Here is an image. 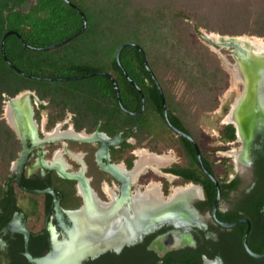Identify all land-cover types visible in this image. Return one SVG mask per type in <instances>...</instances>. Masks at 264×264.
<instances>
[{"label": "flooded vegetation", "instance_id": "flooded-vegetation-1", "mask_svg": "<svg viewBox=\"0 0 264 264\" xmlns=\"http://www.w3.org/2000/svg\"><path fill=\"white\" fill-rule=\"evenodd\" d=\"M256 40L247 37L241 41L245 51L241 57L231 54L230 50H220L219 60L231 72L229 75L235 88L229 91L227 99L217 110L199 119L200 129L201 125H206L208 129H217L216 132L212 130L209 134L201 129L198 137L193 138L204 168L219 186L215 211V198L212 202L206 200L203 185L183 183L182 179L167 172L174 166H187L183 154L167 150L162 155L168 161H163L159 174L147 169L131 186V196L135 198L151 183L149 180L141 182L145 176L158 179L156 183L163 202L178 187L192 186L196 189L194 195L179 196L173 207L163 213L164 222H148L146 227L150 228L144 224L132 244L119 252H107L82 264H264V42L257 40L260 44L255 46ZM21 94L27 95L17 105V113H13L7 103L17 95L5 97L2 113V119L14 132L18 151L7 173L0 168V264H31L28 257L45 255L51 247L52 231L60 240L64 235L62 224L70 225L66 212L82 206L76 189L78 200L66 203L55 186L56 179H64L49 167L77 172L83 166L89 179L92 164L97 179L91 177L90 186L93 189L92 183L96 181L97 191H93L97 200L107 204L118 196L119 185L96 164L99 144L66 141L64 138L70 137L69 131L82 135L97 132L110 140L119 137L123 142L109 148L106 163L123 166L128 171L132 169H127L126 157L120 162L115 159L117 151L135 144L132 136L136 129L111 135L100 131L98 125L90 133L86 130L77 132L73 124L75 115L69 111H65L64 117L49 128L55 111L53 100L42 99L37 90H25ZM13 120L20 129L18 132L13 127ZM228 127L234 130L235 139L222 142L219 138L221 133H228ZM201 139L205 141L204 147L200 146ZM23 147L26 157L19 169L17 160ZM128 154L135 156L133 150ZM194 156L197 163L195 176L210 183L216 196V188L201 171L195 151ZM170 175L174 176L172 181L168 179ZM48 189L55 193V197L36 193ZM56 201H59L58 212ZM57 213L62 215L61 222ZM171 234L176 235L179 245L166 249L160 240Z\"/></svg>", "mask_w": 264, "mask_h": 264}, {"label": "trees", "instance_id": "trees-1", "mask_svg": "<svg viewBox=\"0 0 264 264\" xmlns=\"http://www.w3.org/2000/svg\"><path fill=\"white\" fill-rule=\"evenodd\" d=\"M68 1L85 16L87 27L60 49L64 50L70 43L77 47L47 57L43 54L49 51L40 49L72 37L81 29L79 13L63 0H0V46L3 35L9 31L20 38L15 35L6 38L5 60L0 50V168L7 173L18 151L14 132L2 119L5 97H14L25 90H37L42 99L53 100L55 111L49 128L64 117L65 111H69L75 115L73 124L77 132L86 129L90 133L98 125L100 131L111 135L136 129L132 136L135 144L117 151L116 162L126 157V167L131 169L134 157L128 152L145 141L149 151L156 154L172 149L185 156L187 166H174L167 172L182 179L183 183L203 185L206 200L212 202L214 187L195 176L197 163L194 151L186 139L167 126L158 90L135 48H124L120 53V63L144 96L145 106L140 116L129 115L120 109L113 87L104 76L96 75L102 82L81 94L78 91L66 94L63 90L31 83L47 82L35 78L76 81L81 80L79 77L104 72L117 83L123 107L131 113H139L141 96L123 76L115 60L120 45L131 42L145 54L164 95L170 122L192 138H197L200 117L217 109L218 95L228 87L229 75L217 55L195 39L196 32L187 22L190 16L186 8L190 9L187 4L191 2L178 0L184 7L177 9L173 6L174 0ZM198 2H194L199 5L194 11L197 14L194 22L198 27L204 25L198 10L207 7V13L212 8L228 17L229 24L218 29L221 35L264 37V0ZM222 10H226L225 13ZM212 12L210 10L209 14ZM234 139L231 127L219 138L222 142ZM55 184L66 203L78 200L74 182L56 179Z\"/></svg>", "mask_w": 264, "mask_h": 264}, {"label": "water", "instance_id": "water-1", "mask_svg": "<svg viewBox=\"0 0 264 264\" xmlns=\"http://www.w3.org/2000/svg\"><path fill=\"white\" fill-rule=\"evenodd\" d=\"M67 5L76 10V8L68 1L63 0ZM82 18V27L81 29L75 33L72 37L66 38L63 41L46 47L44 49H40L41 51H51L57 48L64 46L69 43L73 38L81 35L86 27L87 21L85 16L76 10ZM195 32L198 37L212 50L220 52V50H230L231 54H235L239 57L245 54V51L242 49L240 43L244 39V37H227V36H215L209 35L205 36L198 29L195 28ZM15 35L19 38V36L13 32L9 31L5 33L1 40V55L5 60L4 53V44L7 37ZM20 39V38H19ZM126 47L135 48L140 57L142 59L145 70L147 71L149 77L153 81L155 87L158 90L162 114L166 124L169 128L177 135L186 139L193 147L197 161L201 168L203 174L209 178V180L213 183L216 188V196L214 200L213 212L219 201L220 191L219 186L215 178L204 168L201 162L200 150L195 142V140L186 134L185 132L175 128L169 121L167 114V107L164 95L159 87L158 82L156 81L153 73L151 72L145 58V54L143 50L136 44L128 42L123 43L116 51L115 60L120 69L121 73L124 75L126 80L136 89V91L141 96V111L139 113H131L127 111L120 99V93L118 89V85L115 80L107 73L98 72L94 74H90L85 77H79L78 79H83L87 77H93L96 75L104 76L107 78L114 91V95L116 101L122 111L132 116H140L144 111L145 99L144 96L137 86V84L131 80V78L124 71L121 63H120V53ZM11 66V65H10ZM12 67V66H11ZM26 76V75H25ZM38 80H47L51 81L52 79H43V78H35ZM60 80V79H57ZM76 80V79H71ZM27 94L17 95L14 99H8L7 103L9 108L13 113H17V102L20 99H23ZM13 127L18 132V125L13 120ZM84 135V134H83ZM84 138H75V137H66L64 138L66 141L78 143V144H99V147L96 151V164L101 172L108 175L114 182L119 185L118 196L114 197L113 201L107 204L100 203L97 200L96 194L90 186V179L85 176V169L82 168L77 172H65L62 169L57 167H49L50 171H55L57 175L67 181L75 182V189L77 191V195L82 199V206L74 211H67L66 215L69 218L70 225L63 226L64 235L59 240L57 235L52 231V240L50 250L43 256L39 258H31L28 257V260L31 264H82L84 261L88 259L95 258L99 255H102L107 252H119L123 247L132 244L137 236L139 230H141L145 224V227L148 222L162 223L164 222V218L162 215L164 212L170 210V207H173L175 200L168 201L167 203L160 204L154 208V210L150 211V214H143L139 212L136 207V201L133 196H131V186L135 181L132 180V171L125 170V172H121L116 169V166L110 165L108 162V151L109 148L119 146L123 140L116 137L115 139H107L102 134L95 132L92 135H84ZM23 138V137H22ZM63 139V140H64ZM24 142V139H23ZM47 143L48 141L45 140ZM24 145V144H23ZM26 153L25 147H23V152L20 154L17 164L19 165V169L25 161ZM170 177L174 179V176ZM139 176L137 177V179ZM136 179V180H137ZM38 194H49L55 197V193L51 190L37 191ZM55 209L59 211V201L55 202ZM57 218L61 222L62 215L57 213ZM227 226V225H226ZM146 228H150L147 226ZM160 243L166 249H173L178 247L179 242L176 240V235H168L160 240Z\"/></svg>", "mask_w": 264, "mask_h": 264}, {"label": "rangeland", "instance_id": "rangeland-1", "mask_svg": "<svg viewBox=\"0 0 264 264\" xmlns=\"http://www.w3.org/2000/svg\"><path fill=\"white\" fill-rule=\"evenodd\" d=\"M189 8L188 9V16H190V20H187V22L194 28L198 29L202 34H204L205 36H209V35H215V36H223L219 33L218 29H221V27H224L225 25L229 24V20L228 17L225 16V14L220 15L219 11H214V9L209 8V13L210 10H212L213 12L211 14L207 13V7H202L200 10H198V13L200 15V17H202V22H204L203 26L198 27L196 25V23L194 22V18L195 16H197V14L194 12L199 5L194 4L195 3H199L198 0H189ZM174 5V7L178 8H182L184 6H182L183 4H180V2L178 0H174L172 2ZM197 11V10H196ZM223 13H225L226 10H222ZM227 37H252L254 39L257 40H262L264 42V37H257V36H249L247 34H243V35H238V36H229V35H224ZM195 39L198 40L200 43H202L204 46H206L212 53H214L215 55H217V57L219 58V52L212 50L211 48H209L207 45H205V43H203V41L198 37V35L195 33ZM77 47V45H75L74 43H70L69 45H67L65 47L66 50L68 49H73ZM58 48L52 51H49V53H45L43 55L47 56V57H53V56H57L63 53V51H65ZM40 54V53H39ZM222 68L229 74H231V72L227 69V67H225L221 62H220ZM102 82L101 77L96 76V77H91V78H86V79H81V80H76V81H65V82H59V81H47V82H43V81H31V83H33L35 86H46L50 89H54V90H63L64 93L68 94V93H72V92H77L79 94L86 92L87 90H90L92 85L96 84V83H100ZM235 84L233 83V81L230 78L229 75V85L228 87L223 90L219 95H218V102H219V106L220 104L224 103V101L227 99L228 95H229V91L232 90L233 88H235L234 86ZM23 91L19 92L17 95L21 94ZM57 92V91H56ZM219 106L217 107V109L219 108ZM3 108H5V105L3 104ZM216 109V110H217ZM74 115L73 112H70ZM208 115V113H204L202 116ZM200 125V124H199ZM217 126V122L215 123V127ZM201 129H204L205 131H207L209 134H212V130L213 127H210V129H208V126L206 125H201ZM201 129L199 128V130L201 131ZM86 130V129H85ZM217 129L213 130L216 132ZM86 132H89L86 130ZM204 139H201L200 141V146L204 147ZM145 142H142V145L140 147H136L133 149V151H137V150H144L146 152H148L149 154H153L156 156H161L162 154H156L153 153L151 151H149V149L145 146ZM219 146H216V148H218ZM134 160L133 163L135 164L137 162V157L133 156ZM132 163V168L134 167V164ZM96 175V169L95 167L91 164V168L90 171L88 173V177L89 179H91V177L95 180L97 179L95 177ZM149 180V182H157L158 179L154 176H148V177H143L141 179V182H147ZM95 182V183H94ZM92 187L95 191H97L96 187H97V183L96 181H93L92 183ZM175 188V187H174Z\"/></svg>", "mask_w": 264, "mask_h": 264}, {"label": "bare ground", "instance_id": "bare-ground-1", "mask_svg": "<svg viewBox=\"0 0 264 264\" xmlns=\"http://www.w3.org/2000/svg\"><path fill=\"white\" fill-rule=\"evenodd\" d=\"M259 44L260 43L257 42V40L254 42L255 46H259ZM20 101L21 99L17 102V105L21 104ZM68 135L70 137H75V138L85 137L82 134H75L72 131H69ZM135 156L137 157L138 160L135 163V168L131 174L133 181H136L137 177L145 173L147 169H152L153 171H155V173L159 174L158 169L161 165H163V161H168L166 157L151 155L144 150L135 151ZM116 169H118L121 172H125V169L123 166H117ZM168 179L172 181V178L170 176H168ZM195 191L196 189L192 186L175 188L173 189L168 199L163 202L159 184L156 182H151L148 186H146L145 190L142 193L136 194L135 207L139 212L144 214V213L154 210V208L157 207L159 203L164 204V203H167L168 201H173V200L176 201V199L179 196L194 195Z\"/></svg>", "mask_w": 264, "mask_h": 264}, {"label": "built area", "instance_id": "built-area-1", "mask_svg": "<svg viewBox=\"0 0 264 264\" xmlns=\"http://www.w3.org/2000/svg\"><path fill=\"white\" fill-rule=\"evenodd\" d=\"M161 157H164V155H162Z\"/></svg>", "mask_w": 264, "mask_h": 264}]
</instances>
